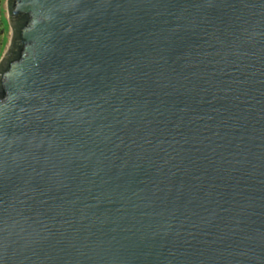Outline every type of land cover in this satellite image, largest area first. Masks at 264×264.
Masks as SVG:
<instances>
[{"label":"water","instance_id":"95a60500","mask_svg":"<svg viewBox=\"0 0 264 264\" xmlns=\"http://www.w3.org/2000/svg\"><path fill=\"white\" fill-rule=\"evenodd\" d=\"M0 264H264V0H7Z\"/></svg>","mask_w":264,"mask_h":264},{"label":"trees","instance_id":"16d2710c","mask_svg":"<svg viewBox=\"0 0 264 264\" xmlns=\"http://www.w3.org/2000/svg\"><path fill=\"white\" fill-rule=\"evenodd\" d=\"M4 1L5 0H0V60L3 56L1 46L3 44V37H4L5 31H6L5 26L7 24H9L8 20H7L8 17H7L6 11H5V9L3 10V8H2Z\"/></svg>","mask_w":264,"mask_h":264},{"label":"rangeland","instance_id":"374dc122","mask_svg":"<svg viewBox=\"0 0 264 264\" xmlns=\"http://www.w3.org/2000/svg\"><path fill=\"white\" fill-rule=\"evenodd\" d=\"M5 1H6V2H5ZM5 1L3 2V6H2V8H3V10L5 9L6 14H7V8H6L7 0H5ZM7 20H8V18H7ZM8 23H9V22H8ZM5 29H6V31H5V34H4V37H3V44H2V46H1V48H2V52H3V56H4V54L6 53L7 49L9 48L10 41H11V38H12V29H11L10 25L7 24V25L5 26ZM3 56H2V58H3ZM2 58H1V59H2ZM0 61H1V60H0Z\"/></svg>","mask_w":264,"mask_h":264}]
</instances>
